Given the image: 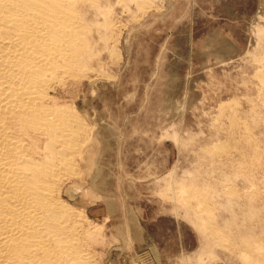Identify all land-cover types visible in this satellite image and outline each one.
<instances>
[{
    "label": "rangeland",
    "instance_id": "374dc122",
    "mask_svg": "<svg viewBox=\"0 0 264 264\" xmlns=\"http://www.w3.org/2000/svg\"><path fill=\"white\" fill-rule=\"evenodd\" d=\"M96 2L103 64L60 96L100 264H264V0Z\"/></svg>",
    "mask_w": 264,
    "mask_h": 264
},
{
    "label": "bare ground",
    "instance_id": "6f19581e",
    "mask_svg": "<svg viewBox=\"0 0 264 264\" xmlns=\"http://www.w3.org/2000/svg\"><path fill=\"white\" fill-rule=\"evenodd\" d=\"M109 25L96 0H0V264H100L67 195L88 124L60 90L102 66Z\"/></svg>",
    "mask_w": 264,
    "mask_h": 264
}]
</instances>
